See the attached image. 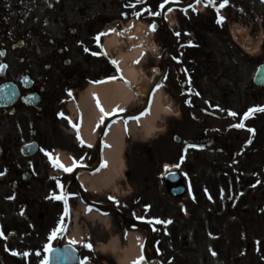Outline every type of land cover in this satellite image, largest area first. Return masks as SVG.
<instances>
[{"label":"rangeland","instance_id":"374dc122","mask_svg":"<svg viewBox=\"0 0 264 264\" xmlns=\"http://www.w3.org/2000/svg\"><path fill=\"white\" fill-rule=\"evenodd\" d=\"M17 1L9 0L10 6H16ZM132 1L134 6L130 10L125 9L120 0L87 1L93 3L87 13L90 16L99 13V17L101 16L94 32L95 39L96 37L99 39L91 44L93 39L90 38V44L88 42L90 49L83 53L84 57L91 56L93 59L91 73L88 74L90 79L81 80L79 84L73 86L72 92H68L71 95H67L65 101L62 103L58 101L57 109L61 107L58 112L59 120L53 119L67 128L69 117H67L66 106L71 108L72 101L77 100L80 91L88 84V81L91 79L97 81L102 76H109L105 69L108 65V55H105L101 32L106 28L119 29L128 18L134 16L145 22H158L159 30H155L154 37L157 36L160 42L165 43L172 38V34L177 35V33L179 35L192 34L196 37L201 35L204 45L197 54V61L200 60L197 64L200 71H198L196 83L202 87V94L198 98L202 97L207 100L212 95V112H215L212 115V139L209 136V130L202 132L204 136L200 140L205 141L206 145L203 146L197 138L200 131L198 124L201 122L203 126H208V123H205L210 120L208 116H202L198 109L193 108L201 119L195 120L197 122L192 120L187 126H182L179 122L182 115L175 102L172 106L174 109H167V113L160 117L161 130L157 129L152 137L140 140V138L129 136L128 145L124 150L125 165L120 168L117 164L113 172L114 177L111 174L112 181L101 187L99 191L90 194V198L98 200L101 204L106 202V206L109 207L106 210L109 212L106 214L109 216H106V219H91L82 216L80 218L78 225L80 231L76 237L78 236L81 242L76 246L82 252L83 264L87 261L90 264H117V257L101 255L95 251V248L104 243L108 244L112 236L119 235V248L116 254L124 256L129 249V235H127L129 232H133L135 238L143 239L145 246L149 245L152 264H264V234L262 232L264 230L262 210L264 209V112L256 111L245 118V113L249 109L264 107V88H257L252 81L258 65L264 61V42L259 55L251 56L242 51L233 41L230 33V29L236 22L245 28L251 27L253 38H257L261 26L259 27V21L253 18H255L254 13H257L262 21V29H264V0H231V4L228 1L225 3L224 0H218L224 4L223 7L218 9L215 2L207 6L204 4L203 13L192 8L190 11L192 15L189 17L184 16L186 9H175L172 16L165 21L160 10V5L164 0ZM203 1L207 3V0ZM12 12L14 23L17 19V11ZM124 13L128 14V18H123ZM153 13L159 14L154 15ZM220 17L224 19L218 23ZM210 21L212 26L209 24ZM77 24L69 20L67 25ZM90 24V20L88 24L84 23L88 25L83 26L85 33L94 28ZM58 28H61L60 24H56V27L49 25L46 30L54 32ZM30 29L38 31L36 34V31L30 30L33 35L30 40L32 46L38 48V46L46 47L49 44L48 41L39 43L38 37H42L40 35L42 32L36 27ZM64 30L66 33L69 32L67 27H64ZM32 46L23 51H30ZM114 51L115 55L119 56V50ZM210 52H212V88L209 76L205 73L209 67L205 55ZM8 53L7 60L10 69L7 73L13 77L22 70V63L19 62L21 55H19L18 48L16 50L9 48ZM144 71L146 72L145 68ZM177 72L176 65L172 79L167 83L168 87H165V84L162 81L159 82L158 79L159 85L164 88L171 101L176 100L179 94ZM146 73L152 77L158 75L156 71L152 74ZM144 100V95L138 94L135 101L138 107L134 109H138ZM198 102L201 103V100ZM122 105H124L123 101ZM195 107L199 108V106ZM227 107L231 109V113H236L231 116L230 121L223 119L228 110ZM49 123L54 126L51 121ZM3 124L0 123V143L2 140L13 141L10 136L19 142V139L12 133L15 131L13 122L6 126ZM238 124H243L244 127H236L235 125ZM228 125L231 131L228 130V133L223 134ZM45 128L46 124L42 123L41 129L45 130ZM8 129L10 133L6 134L5 131ZM249 129H254V132ZM218 130H222V133ZM161 132L165 135L155 139V136ZM174 134L183 137L181 143L175 142L172 138ZM44 136L45 150L72 151L77 156L79 154L82 159H89V162L94 157L93 153L89 154L88 151L74 145L72 137L75 138L76 135L73 136L64 129L52 127L50 132ZM189 137L193 139V143H196L194 150L205 152L198 153L197 162L192 163L191 168L189 167L192 170V177H194L192 179L195 184L187 189L188 192L184 196L175 197L168 191L169 188L162 175L164 171L162 165L169 162L172 167L177 168L179 151L182 150L187 142L186 138ZM249 140L251 143H248ZM7 145L15 151L16 165L25 166L26 159L17 154L16 146L8 142ZM217 150H226V154L225 152L218 153ZM47 155L42 157L43 159L37 155L34 157L41 174L38 178L40 182L36 183V190L39 191L40 198L47 209L45 210L46 219L42 223L45 227L52 221L51 229H54V223H56L55 229L62 227L64 230L66 220L70 223V203L75 208L77 202L70 200V197L66 199L68 214L65 215V201L63 204H56L53 199L54 195H63V190L71 184L69 193L79 198L80 188L74 184L72 173L62 172V169H60L61 173H55L53 170L57 168H54L49 154ZM3 164L9 163L0 161V167ZM49 173L53 175L52 180L56 183L52 189L45 186ZM55 183L53 182V185ZM0 187L3 186L0 185ZM7 190L11 192V188ZM193 191L195 194H192ZM112 192L115 193L114 199L109 197ZM202 195L206 197L202 198ZM236 195L239 204L230 209ZM1 207L5 234L0 242V264H17L14 259L15 253L22 255L28 253L27 256L23 255L24 264H42L45 259L47 260V253L33 259L28 257L31 254L32 245L44 246L48 243L45 242L48 236L46 238L40 235L32 237L31 233H27L29 230L26 228H32V230L36 228L34 223L39 211L37 206L7 201L4 205L1 203ZM243 208L248 210L247 213L242 212ZM231 215L233 217H230ZM219 219L227 221H218ZM157 220H170L171 223H158ZM16 224L21 230H15ZM218 231V234L214 233ZM60 233L61 231L57 232L56 244L63 242L64 233ZM52 241L51 245H53ZM88 244L91 248L86 246ZM213 252L216 254L213 255ZM238 254L241 258H236Z\"/></svg>","mask_w":264,"mask_h":264},{"label":"bare ground","instance_id":"6f19581e","mask_svg":"<svg viewBox=\"0 0 264 264\" xmlns=\"http://www.w3.org/2000/svg\"><path fill=\"white\" fill-rule=\"evenodd\" d=\"M198 5L200 8L202 7V4ZM173 12L174 5L169 3L164 9V17L167 19L170 18ZM250 30L251 29L245 28L239 23H236L232 28L235 41H237L244 51L251 55H257L263 38V32L261 31L257 38H253ZM152 36H154V30L151 25L137 18H132L119 30L114 29L111 35L106 33L104 36L106 37L105 47L108 53L113 56L115 52L114 49L120 52L119 56H116L114 60L118 62V66L126 82L110 79L102 84H92L83 92L79 101H81L82 109L85 111V117L82 122H84L86 140L93 142L94 139L92 131L96 125L93 124L92 116L97 114L101 117L102 115V113L98 111V107L94 104L95 98L98 97L106 110H108V106H112L111 110L121 112L118 102L123 101L125 106L135 103L136 89H138L140 93L147 94L148 97L151 95L154 82L149 75L147 76L142 66L145 54L147 55L148 50L156 53L159 52ZM125 46L128 48L127 50ZM154 89L151 100L147 103L150 108V113L144 114L140 118L143 124L142 128L144 129V135H138L134 125H132V133L137 137L141 136V138H143L144 136L147 138L153 136L155 130L161 129L159 125L160 117H162L164 113H167V109H174L166 91L160 87H154ZM109 131L110 134L108 139L112 144V148L110 151L105 150L103 156V160L108 162L109 167L106 170H102L100 174L95 177H89L87 175L80 179L85 185L91 186L92 189L99 188L102 184L106 185L109 180H111L109 179V172L114 168L117 156L120 154L123 147L122 140L124 139V129L122 124L120 122H115L110 127ZM60 162L68 166V161H66L64 156H60ZM78 170L82 169L78 167ZM173 170L174 168L167 166V171ZM75 214L74 221L77 229L73 228L69 236L77 241L78 237L75 235L80 231L78 227L79 216L78 213ZM99 216L100 215L94 211L88 217L97 219L100 218ZM129 235V249L124 256L116 254L119 248L117 236L112 237L108 244L98 246V251L117 257L118 264H133L134 261H138L139 264H148L150 249L144 246L145 244L142 243L141 239H136L135 234L130 233ZM141 256H143V260L139 259Z\"/></svg>","mask_w":264,"mask_h":264},{"label":"flooded vegetation","instance_id":"af4514ba","mask_svg":"<svg viewBox=\"0 0 264 264\" xmlns=\"http://www.w3.org/2000/svg\"><path fill=\"white\" fill-rule=\"evenodd\" d=\"M42 0H19L18 5V11H19V19H18V26L16 31H11L9 27V18H10V11L9 9V3L8 0H0V44L5 45L11 40H14L17 36H19L20 39H27L25 36V29L23 26V23L28 20L35 21L37 20V14L35 13V10L39 8L38 3H41ZM47 2V8L48 11L45 14V16L49 17L51 20L56 19V13H57V7H60V12H65V8L67 6L66 3L57 4V0H45ZM83 16V15H82ZM77 34V30L75 32ZM72 36V35H71ZM73 37V36H72ZM63 41H67V38H64ZM52 43H55L54 40H51ZM186 46H183L182 44L178 46L179 49L185 48ZM195 46H191V49L183 50V51H174V55L178 58V55L181 57V61L179 62L181 68L180 71H183L186 75L187 80H195L196 77V69L197 64L200 63V60L197 61V54L198 51L194 50ZM69 52L68 50L60 49V51L56 52V48L53 46L51 50H47L43 52V55H46L47 61L38 68L35 71H30L29 68H27V72L30 75V80L28 82L31 84L28 88H22L21 89V95H27L29 93H39L40 94V102L39 106L40 109H36L33 106L30 105H24L21 103H17L15 106V112H22L23 114L25 111H31L34 112L39 118H43L44 116H49L51 114L52 106L51 103L55 101L58 94L61 90H65L66 86L71 85L78 79L79 75V69H78V63L74 62L72 60L66 59L65 55ZM176 58V59H177ZM208 62H209V75H210V83H212V53L210 56H208ZM22 61H24V58H22ZM173 64V61H166L164 63V66L166 67V71H168L169 66ZM26 69V68H25ZM212 88V84H211ZM190 101V103L188 102ZM199 100L193 99V100H186V103L188 105L192 104L193 106H200L202 105ZM21 102V101H18ZM211 105H212V98L210 99ZM11 112L8 108H0V123L4 126L9 125L11 115H9ZM11 116V117H10ZM21 121L14 122L13 125H15L16 129V137H20V130L18 128V123ZM37 121H35V125H37ZM8 134V130L5 132ZM33 134L35 136L39 137L38 130H33ZM11 138V137H10ZM15 140V139H14ZM11 141L10 143H14L15 141ZM5 142L1 147H4ZM6 154L5 158L11 157L13 155V152L8 150H3ZM212 151V150H211ZM3 152V153H4ZM2 153V154H3ZM32 170V166L30 168ZM0 173H4L3 175H0V182L2 180L5 182V176L6 174L9 176H12L11 183L13 186L19 191V197L16 199L17 202L23 203L27 202L29 199H31L34 202V196H28L26 192H22L21 190L23 188H27L32 190V186L29 185V183L25 182L23 180L24 172L20 167H14V166H8L5 165L4 167H0ZM32 175V173H30ZM8 182V181H7ZM4 188L0 187V203L4 201L5 196L9 195V192L3 191Z\"/></svg>","mask_w":264,"mask_h":264},{"label":"snow or ice","instance_id":"6c2138e0","mask_svg":"<svg viewBox=\"0 0 264 264\" xmlns=\"http://www.w3.org/2000/svg\"><path fill=\"white\" fill-rule=\"evenodd\" d=\"M138 2H139V0H138ZM199 2H200V0H197V3H199ZM214 2H215V0H207L206 6L209 5V4H213ZM224 2L227 3V0H224ZM220 6L223 7L224 4H221ZM161 7H163V5H161ZM153 14H154V15H158L159 13H153ZM137 15H139V14L137 13ZM223 19H224L223 17H220L219 20H218L217 22H218V23H221V22L223 21ZM151 27L153 28V30H155V26H154V25H152ZM110 31H112V30H110ZM177 35H179V33H177ZM98 39H99V37H97V40H98ZM86 50H87V49H86ZM105 55H106V53H105ZM112 63H113V64H117V66H118V62L115 61V60H113ZM4 67H5L4 65H0V71H2ZM109 79H114V77L109 78ZM69 95H71V93H69ZM94 95H95V94H94ZM188 102L190 103V101H188ZM97 106L100 108V112L102 113V115H101V117H100V122L102 123V122L104 121V118H105L106 116H108V115H111V113L105 111V109L103 108V106H101L98 97H97ZM256 111H262V112H264V107H256V108L249 109V111H248L247 113H245V118H247L250 114H252V113H254V112H256ZM230 114H231V115H236V113H231V112H230ZM61 115H63V113H61ZM235 126H236V127H244L243 124H238V125H235ZM249 131L254 132V129H249ZM77 134L79 135V133H77ZM81 142L83 143V141H81ZM248 143H251V141L249 140ZM88 146L91 147V145H88ZM49 156H50V158H51V154H49ZM52 162H53V164H54L55 166L63 168L64 171H68V172H70V171L73 170L72 167H67V166L63 165L62 163H60L58 157L55 158V159H53ZM166 167H167V166H166ZM3 174H4V173H0V175H3ZM11 198H12V197H9V199H11ZM54 198H55V199H58V200H64V201H65V205H66L65 215H67V214H68V208H67V201H66V199H65V196H63V195H59V196L54 195ZM110 199H114V197H110ZM89 210H91V209H89ZM157 222H158V223H171L170 220H169V221H159V220H157ZM62 230H63L62 227L53 230L52 237L55 238L57 232L62 231ZM2 235H3V233L0 232V236H2ZM72 243H75V241H72ZM86 246L89 247V248H91V245H90V244H88V245H86ZM48 250L51 251L52 249L49 247ZM215 254H216V253L213 252V255H215ZM23 255L27 256L28 253H24ZM86 259H87V258H86ZM139 259H140V260H143V256H141ZM42 264H47V260L45 259V261H43ZM82 264H83V262H82ZM133 264H139V262H138V261H134Z\"/></svg>","mask_w":264,"mask_h":264},{"label":"water","instance_id":"95a60500","mask_svg":"<svg viewBox=\"0 0 264 264\" xmlns=\"http://www.w3.org/2000/svg\"><path fill=\"white\" fill-rule=\"evenodd\" d=\"M255 82H257L259 84H263L264 83V65L261 66L259 71L257 72L256 78H255ZM64 251H66L70 255L69 259L66 261L65 264H74L78 260L76 252L73 250V248L71 249L69 247V248L64 249ZM60 253L61 252L59 251L57 253V256H59ZM18 261H21L20 258H18ZM55 261L58 262V259L56 258Z\"/></svg>","mask_w":264,"mask_h":264}]
</instances>
